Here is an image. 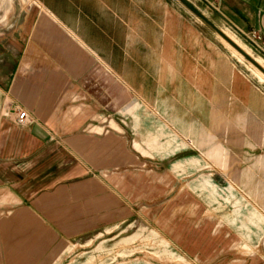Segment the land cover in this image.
Segmentation results:
<instances>
[{"label":"crops","instance_id":"1","mask_svg":"<svg viewBox=\"0 0 264 264\" xmlns=\"http://www.w3.org/2000/svg\"><path fill=\"white\" fill-rule=\"evenodd\" d=\"M36 1L50 15L33 4L18 31L0 38V264H32L52 241L79 233L86 217L104 220L112 200L128 209V170H117L139 142L126 125L129 116L138 119L131 105L159 103L158 92L150 98L143 88L166 80L150 86L137 74L133 84L129 73L143 66H113V23L121 31L115 39L134 40L136 54L154 58L153 71L190 73L187 87L243 82L207 31L186 22L172 1L95 0L71 22L57 9L64 5ZM206 1L215 8L208 20L264 59V0ZM253 31L262 50L246 38ZM17 111L26 113L24 126L15 124Z\"/></svg>","mask_w":264,"mask_h":264},{"label":"rangeland","instance_id":"2","mask_svg":"<svg viewBox=\"0 0 264 264\" xmlns=\"http://www.w3.org/2000/svg\"><path fill=\"white\" fill-rule=\"evenodd\" d=\"M93 1L49 0L54 8L64 5L57 9L70 22L79 11L87 15ZM168 1L184 11L186 22L207 31L243 82L187 87L190 73L153 71L154 58L147 50L136 54L134 40L115 39L121 31L113 23V66H143L129 73L133 84L137 74L150 86L170 81L143 88L150 98L158 92L159 103L131 105L138 119L129 116L126 125L139 142L136 151L129 149L127 167L117 170H128V209L112 200L104 220L86 217L79 233L52 241L32 264H264V76L177 0ZM185 1L207 19L215 9L212 1ZM33 4L40 7L36 0H0V38L18 31ZM223 32L264 69L263 58ZM169 58L176 63L178 51ZM112 119L120 124L119 114ZM133 137L128 134L129 145Z\"/></svg>","mask_w":264,"mask_h":264},{"label":"water","instance_id":"3","mask_svg":"<svg viewBox=\"0 0 264 264\" xmlns=\"http://www.w3.org/2000/svg\"><path fill=\"white\" fill-rule=\"evenodd\" d=\"M188 12L197 17L205 25H207L221 40H223L231 49H233L241 58H243L249 65L256 69L261 75L264 76V69L261 68L254 59H252L248 54L242 51L235 42L228 38L220 29L215 27L207 18H205L201 13L195 10L188 2L185 0H177Z\"/></svg>","mask_w":264,"mask_h":264},{"label":"built area","instance_id":"4","mask_svg":"<svg viewBox=\"0 0 264 264\" xmlns=\"http://www.w3.org/2000/svg\"><path fill=\"white\" fill-rule=\"evenodd\" d=\"M246 38L255 45L256 48L262 50L263 48L259 45L260 37L256 32H251L249 35L246 36ZM27 116L26 113L23 111H17L16 118H15V124L18 126H24L26 122Z\"/></svg>","mask_w":264,"mask_h":264},{"label":"bare ground","instance_id":"5","mask_svg":"<svg viewBox=\"0 0 264 264\" xmlns=\"http://www.w3.org/2000/svg\"><path fill=\"white\" fill-rule=\"evenodd\" d=\"M224 33V32H223ZM225 34V33H224ZM226 35V34H225ZM227 36V35H226ZM228 37V36H227ZM229 38V37H228ZM232 40V39H231ZM233 41V40H232ZM234 42V41H233ZM236 44V43H235ZM238 46V45H237ZM239 47V46H238ZM240 48V47H239ZM241 49V48H240ZM242 50V49H241ZM243 51V50H242ZM246 53V52H245ZM247 54V53H246ZM256 62V61H255ZM257 63V62H256ZM258 64V63H257ZM259 65V64H258ZM260 66V65H259ZM261 67V66H260ZM262 68V67H261Z\"/></svg>","mask_w":264,"mask_h":264}]
</instances>
